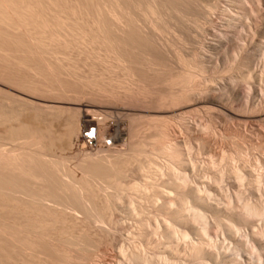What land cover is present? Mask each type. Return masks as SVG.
Wrapping results in <instances>:
<instances>
[{"label": "bare ground", "instance_id": "6f19581e", "mask_svg": "<svg viewBox=\"0 0 264 264\" xmlns=\"http://www.w3.org/2000/svg\"><path fill=\"white\" fill-rule=\"evenodd\" d=\"M177 1L0 0V264H90L103 246L117 250V264H264L255 254L264 250V154L254 153L264 139V31L244 26L261 37L252 71L239 46L240 77L201 80L162 38ZM247 1L222 28L264 21V0ZM226 37L208 44L227 48ZM214 62L204 53L195 66L207 73ZM237 80L259 82L248 87L246 119L229 104L243 99ZM181 104L208 123L186 120ZM229 118L249 147L229 141L226 156L204 135L224 138ZM179 131L210 158L187 155ZM121 213L138 223L139 245L126 244ZM212 221L229 244L213 241Z\"/></svg>", "mask_w": 264, "mask_h": 264}, {"label": "rangeland", "instance_id": "374dc122", "mask_svg": "<svg viewBox=\"0 0 264 264\" xmlns=\"http://www.w3.org/2000/svg\"><path fill=\"white\" fill-rule=\"evenodd\" d=\"M230 2H232V3H230ZM245 2H248V1L247 0H205V1L204 0H178L177 2H175V4L179 7V10H180V12L178 13L179 15L177 16L176 14H173L172 17L167 18L168 20L166 21L164 34L162 37L164 42H169L170 44H172V50H171L172 58L175 59L177 57L178 58L180 57L185 62V67H187L186 69L188 71L194 72L196 70L197 72H199V73H197V72L196 73L199 74V79L202 78L201 80H206L207 78H209V79L214 78V79H217V81H219L220 79H228L231 77H240L239 75H241L244 72L243 71L244 69L243 70L238 69L239 65H240L239 62L241 61V59H243L242 55H244V51L247 50L251 56V59L254 62L252 67H250V70L252 71L254 69L255 64L260 59V53H259L256 46L261 41V37H260L259 32L264 31V21H262L261 24L257 23L256 19L258 18V14H255V15L251 16V20H242V21L236 20V21H234L233 26L230 28H222L221 27L222 23H224L228 18H230V15L237 14V13L242 14L245 11L249 10L250 7H252V3L250 1L247 4ZM209 6H213V9L210 10ZM262 7H264V5ZM221 8H223V9L227 8L228 11L224 13L222 11L223 9H221ZM182 16H183L184 20L189 22L188 23L189 25H187L188 27L184 26L182 24V22L180 21V17H182ZM247 23H251L253 29L255 31H259L257 33L258 36H254V33H252V31L250 32V31L245 30L244 26ZM221 36L222 37L227 36L226 37L227 43H228L227 48L221 47V46L219 47L217 45H214V47L213 46L211 47V45L208 44L209 41L216 43V41H218L219 37H221ZM239 46H241L242 48H245V49H244V51L240 50L239 51L240 53L236 56L237 57L236 58L234 55H235L236 49ZM204 53L212 54L215 57L216 64H215V62H214V64L216 67L218 66L216 71L209 70V72L204 73V72H201L195 66L196 62H198V63L202 62V57H203ZM166 58H168V60L170 59V57H168V55L166 56ZM174 65L176 66L175 68L178 69V70L176 69L177 71H182L184 69V66L182 64L177 65L174 63ZM190 69H192V70H190ZM202 74L204 75V77ZM250 82H251L250 84H254V83L256 85L259 84V82L254 81V80L250 81ZM250 84L244 83L241 80H237L238 90H239L243 99L236 100V101L229 103L230 107H232L237 113H239L241 115L243 113L242 116H244V119L253 115V112H250V111L247 112L245 107H244V100H245L246 95L248 94V90H249L248 87ZM163 90L166 91L164 88H163ZM216 91H218V90H216ZM185 107L186 106H184V104H181L177 107V110L179 111V108H180L181 111H179V113L182 114L186 118V120L187 119H188V121H194L195 120L194 122L201 124V125L208 123L209 119L206 118L207 116L204 115L202 111L197 112L194 108H192V110H191L190 108H185ZM200 113H201V115H198ZM251 113H252V115H251ZM115 117H118V118H115ZM120 118L126 119L125 117H120V116H116V115L113 116V119H115V120L120 119ZM245 122L246 123L249 122L248 124L251 125L250 126V125L245 123V125H247L246 126L247 130H249V128H251V127L252 128L256 127V124H259V123H254V121L252 119L248 122L246 120ZM234 124L236 125V121L232 118H229L228 119V125L225 126V128L223 129L224 138H221L219 136H215L212 133H207L208 138H205V137H207L206 134L204 135V139L208 140L210 142V147L212 148V150L219 152L222 155L224 153V155L229 156L228 150H229L231 144H233V143L239 144V142H240L241 145L243 144L242 146L244 148L249 147L243 141L241 142V139L235 138L236 136H234V134H232ZM229 127H230V129H228ZM92 128L96 129V127H92ZM92 128H90V130L84 134L87 139L93 138L91 136H88V134L94 133L92 131ZM252 128L250 129V131H248L249 134H253L254 130L252 131ZM179 132L177 133V135L178 136L180 135L179 140L181 141L182 147H184L183 150L187 155H189V151H190V153L193 154L194 158H196L197 162H199V163L202 161H205V160L207 161L210 158L209 155H207L205 152H203L199 149V143L195 140L193 134L189 135L190 133L185 132V131H181L180 133ZM230 132H232V133H230ZM96 133H97V131H96ZM261 133H262V131H261ZM209 134H211L212 136ZM255 135L256 134H253V136H255ZM216 137H218V138H216ZM255 137H257L258 140L260 139V138H258V137H260L258 135H256ZM187 140H188V143H186ZM260 140L258 142H256V147L254 150L255 154H264V139L261 137ZM226 141H228V142L231 141V144H230V142L229 143L227 142L228 143L227 144ZM110 142H112L111 137L108 138V143L110 144ZM190 143H191L192 149L188 150L187 148H188V145ZM120 148H122V145ZM256 148H258V149H256ZM223 165L225 166V161L223 162ZM256 169H259L260 171L262 170L258 166ZM222 186H223L224 190L226 189L231 196L234 195L235 189H233L229 185L228 181H226V182L224 181ZM262 187L264 190V182H262ZM246 194H247V196H249L250 193L247 191ZM260 195L264 199V196H263L264 192H263V194L262 193L259 194L256 198H260ZM251 198H253V197H251ZM220 206L224 207L225 203L223 201H221ZM232 206L235 208L238 207L237 210H239L240 207L242 206V203L234 201L232 203ZM122 214L123 213L120 214L119 218L122 221L124 220L123 233L125 232L124 234H125L126 244L132 245L134 243L133 245H135V244L139 245L140 239L134 234L136 231V230L134 231V229L138 227V223L136 221L129 219L125 214H123V215ZM257 224H258L257 229H260V227L261 228L263 227L262 222L257 221ZM133 225H136V226H133ZM215 226L217 227V225H215L214 221H212L211 226H210V232L212 234L213 241L217 242L220 245L229 244V242L226 240V233L218 227L216 229ZM129 236H131V238ZM244 236H245V233L241 234L242 240H244V239L246 240V236L245 237ZM134 238H135V240H133ZM137 240H139V242ZM143 248L145 250H148V251H153L150 248H147L145 246ZM100 250L98 251V253H95L96 258L93 257L89 261L90 264H117L115 261L116 260L115 256H116L117 250H115V248H113L111 246H109V247L103 246L102 249H100ZM255 254L257 256H261V258L263 259L261 261L262 262L264 261V250H259V251L255 250ZM247 264H250V263L248 262Z\"/></svg>", "mask_w": 264, "mask_h": 264}]
</instances>
